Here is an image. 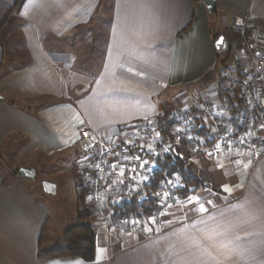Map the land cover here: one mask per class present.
Listing matches in <instances>:
<instances>
[{
  "label": "crops",
  "instance_id": "obj_1",
  "mask_svg": "<svg viewBox=\"0 0 264 264\" xmlns=\"http://www.w3.org/2000/svg\"><path fill=\"white\" fill-rule=\"evenodd\" d=\"M216 2L217 16L198 0H0V34L9 25L0 42V264H264V160L192 157L209 183L190 196L198 201L187 198L183 216L171 215L170 227L148 241L92 218V263L39 258L45 227L47 253L64 247V230L76 223L50 230L43 190L11 176L20 168L39 175L40 167L12 158L75 160L83 128L106 141L138 139L145 117L204 96L219 100L217 83L202 80L216 65V76H233L236 64L218 63L215 37L225 36L237 63L241 42L231 24H264V0Z\"/></svg>",
  "mask_w": 264,
  "mask_h": 264
},
{
  "label": "built area",
  "instance_id": "obj_2",
  "mask_svg": "<svg viewBox=\"0 0 264 264\" xmlns=\"http://www.w3.org/2000/svg\"><path fill=\"white\" fill-rule=\"evenodd\" d=\"M230 31L239 38L241 52L236 73L224 76L216 84L219 100L201 99L194 107L171 109L161 117L148 118L140 124L138 139L106 141L92 129H81L77 147L82 158L81 188L88 193L87 202L95 219L109 231L122 236L137 235L148 241L170 227L163 219L181 203L184 182L175 175L159 182L155 190L152 185L159 161L182 144L210 162L236 158L255 165L264 160V25L249 17H238ZM177 129L182 131L178 133ZM215 145L220 146L219 150ZM208 152L212 155L208 156ZM144 161L148 163L141 167ZM165 192L170 193L167 199ZM149 197L154 204V224L145 226L141 217H119L114 213L113 206L132 200L143 204Z\"/></svg>",
  "mask_w": 264,
  "mask_h": 264
},
{
  "label": "trees",
  "instance_id": "obj_3",
  "mask_svg": "<svg viewBox=\"0 0 264 264\" xmlns=\"http://www.w3.org/2000/svg\"><path fill=\"white\" fill-rule=\"evenodd\" d=\"M7 21L4 20L1 29L4 26V23ZM264 25V24H262ZM9 26V25H8ZM7 26V27H8ZM7 27L0 34V42L1 39L6 35ZM219 37V36H218ZM218 37H215L217 40ZM231 47L227 53H218V63L220 65H227L231 60ZM217 65L215 69L209 72L206 76H204L202 80V84L209 86L216 80V71ZM167 110L165 111L166 114ZM161 117V116H159ZM192 157H199L189 148L188 145L182 144L180 148H177L174 152H171L164 160L159 161V166L154 173L155 180L152 185V189L155 190L159 184L163 180H166L169 177L178 175L182 178L185 188L181 194L182 199L189 198L192 194L200 189L206 188L205 180L202 179L197 172L195 164L192 162ZM201 158V157H199ZM202 159V158H201ZM12 177H17V171L12 170ZM147 185L145 188H148ZM215 192L218 191L216 187H211ZM87 191L80 192L77 198V213L76 217L79 220H84L88 218H92L94 216V210L91 206H85V201L87 199ZM149 202H152L150 200ZM146 203L139 204L136 200H132L131 202L125 203V205L121 206H113L114 213L119 217H133L139 215L143 210L149 212L150 210L146 208ZM139 217V216H137ZM46 227L43 229L42 234L39 239V258L41 259H59V258H69L76 257L82 259L86 263H92L95 261L96 257V233L90 227L86 225H77L73 224L68 226L63 233V243L64 247L54 249L50 252H42L43 243L45 240Z\"/></svg>",
  "mask_w": 264,
  "mask_h": 264
},
{
  "label": "rangeland",
  "instance_id": "obj_4",
  "mask_svg": "<svg viewBox=\"0 0 264 264\" xmlns=\"http://www.w3.org/2000/svg\"><path fill=\"white\" fill-rule=\"evenodd\" d=\"M7 35V32H6ZM6 35H4V37L2 38V41L5 42V40H7ZM87 38H85V47L84 51H87L86 49L88 48V42H87ZM83 51V50H82ZM237 56V52L235 50H233L232 52V58L231 60L228 62V66L231 67L232 65H234V63L236 64V60L234 61V59ZM224 76H216V82L218 83L221 78H223ZM210 86V85H209ZM192 94V96H191ZM191 94H187V98L190 100L189 102V106H191L190 104H192V100H193V95L194 97H199L197 95H199V92H192ZM201 95V94H200ZM210 97H206L204 96L203 99H208ZM14 165L18 166V165H22L23 167H27V166H31V164H36L38 167V173L39 175L37 176V181H35L36 183H30V185L35 186L36 188H38V190H40V192L43 190L42 189V183L43 182H50L54 185H56L57 190H56V195H45V200L46 203L49 205L50 207V230L56 232L58 230H60V228L63 225H67V224H72V223H80L81 225H90L93 224V220L92 218L95 220V217L93 216L92 218H89L87 220L84 221H80L78 218H76L75 214L77 212V198H78V194H80V192H84V189L81 188L82 184L79 180V170L82 164V158L80 156V153L78 152V150H76V157L75 160H62V159H54L51 161H37V160H33L32 162H25V161H15L13 158L11 159ZM194 162V161H192ZM196 166V165H195ZM199 168L198 166L196 167V169ZM199 171V169H197V172ZM202 172L201 169L198 173ZM203 175V176H202ZM200 174L199 176L205 180L206 183H208L206 175L204 174ZM209 184V183H208ZM149 196H151V193L149 194ZM87 197V196H85ZM153 199L151 197H149V201ZM146 202V208H148L150 211L146 212L145 210H143L139 215L142 218V222L144 223L145 226L149 225V218H152L153 213H154V204L152 202ZM185 199H182L181 197V203L175 207L174 209H172L167 215L166 217H164L163 222L164 223H168L167 221L170 219L169 217L172 216H179L180 214H183V207L185 206L184 204ZM85 206H91L88 202L87 199L85 201ZM92 207V206H91ZM93 210V209H92ZM181 217L183 215H180ZM162 222V223H163ZM172 225V224H171ZM114 233V232H113ZM116 234V233H115ZM120 235V234H118ZM55 241H57V239H55Z\"/></svg>",
  "mask_w": 264,
  "mask_h": 264
},
{
  "label": "water",
  "instance_id": "obj_5",
  "mask_svg": "<svg viewBox=\"0 0 264 264\" xmlns=\"http://www.w3.org/2000/svg\"><path fill=\"white\" fill-rule=\"evenodd\" d=\"M198 1L204 3L208 14L217 16L216 0H198ZM221 40H223V43L220 42ZM215 49L218 53H227L229 51L230 46L228 45V41L225 38V36L218 37V39L215 42ZM1 99H3V97L0 95V100ZM17 177L23 180L36 181L37 171L35 169L20 168L17 172ZM42 189H43V192L47 195H56L57 187L56 185L50 182H46V181L43 182Z\"/></svg>",
  "mask_w": 264,
  "mask_h": 264
},
{
  "label": "snow or ice",
  "instance_id": "obj_6",
  "mask_svg": "<svg viewBox=\"0 0 264 264\" xmlns=\"http://www.w3.org/2000/svg\"><path fill=\"white\" fill-rule=\"evenodd\" d=\"M221 43H223V40H221L220 41ZM257 55H259V53H257ZM145 119H148L147 117H145ZM182 130L181 129H177V132L179 133V132H181ZM156 138L157 139H159L160 138V134L157 132L156 133ZM188 139L189 140H193L194 139V137H188ZM244 143V141L243 140H241V144H243ZM141 147H143V145H141ZM215 147V149L216 150H219V145H215L214 146ZM228 147L229 148H231V145H228ZM149 150H151V146H149ZM197 151H199V149H197ZM208 156H211L212 155V153L211 152H208V153H206ZM136 159H139V157H136ZM148 162L147 161H144L142 164H141V167H143L144 165H146ZM221 167H222V165H221ZM121 175H123V173H121ZM147 177H144V179H146ZM110 183H114V181H109ZM120 183H123V181H120ZM167 183H169V184H171L172 183V181H167ZM105 188H107V185H105ZM225 192H229L230 193V189L227 187V186H225L224 187V189H223ZM170 196V193H167V192H165L164 193V197H165V199H167L168 197ZM89 199L91 200V199H93V197H89ZM198 197L197 198H195V199H193L192 197H189L188 198V203L189 204H193V203H195V202H197L198 201ZM177 203H178V198H177V201H176ZM166 207H169V208H171L172 207V205H165ZM204 210V207H203V205H201V211H203ZM156 221H155V218H149V224H154ZM133 223H137V221H133ZM250 257H251V259L252 260H256V256L254 255V254H250Z\"/></svg>",
  "mask_w": 264,
  "mask_h": 264
},
{
  "label": "flooded vegetation",
  "instance_id": "obj_7",
  "mask_svg": "<svg viewBox=\"0 0 264 264\" xmlns=\"http://www.w3.org/2000/svg\"><path fill=\"white\" fill-rule=\"evenodd\" d=\"M38 176V175H37Z\"/></svg>",
  "mask_w": 264,
  "mask_h": 264
}]
</instances>
